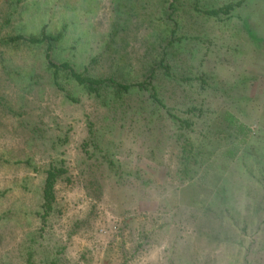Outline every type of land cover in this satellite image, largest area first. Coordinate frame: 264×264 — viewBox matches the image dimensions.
Wrapping results in <instances>:
<instances>
[{
	"label": "rangeland",
	"instance_id": "rangeland-1",
	"mask_svg": "<svg viewBox=\"0 0 264 264\" xmlns=\"http://www.w3.org/2000/svg\"><path fill=\"white\" fill-rule=\"evenodd\" d=\"M240 1L217 18L187 0L175 13L183 39L170 65L199 77L158 88L192 124L180 131L151 92L114 102L111 89L103 105L65 72L56 79L46 44L27 41L61 33L55 64L146 82L172 0H0V264H264V0L199 8ZM17 36L27 40L4 43ZM180 134L202 152L185 179ZM63 162L43 220L45 172Z\"/></svg>",
	"mask_w": 264,
	"mask_h": 264
},
{
	"label": "trees",
	"instance_id": "trees-1",
	"mask_svg": "<svg viewBox=\"0 0 264 264\" xmlns=\"http://www.w3.org/2000/svg\"><path fill=\"white\" fill-rule=\"evenodd\" d=\"M181 1L185 0H172V2H167V8H165L164 15L167 16L166 23H169L168 26L170 28H166L171 30L170 35H167L166 37L160 36V40L158 39L156 45L160 47L161 53H160V59H154L151 62V65L149 67L148 73L145 77L149 80H145L146 82L136 83V84H129V83H122L119 82L116 76H112L109 79L102 78V77H94L87 73H79L77 72L70 63H62V64H55L52 62L50 51L55 46L56 43H58L62 37L63 34L59 33L57 35H48V34H42L40 37H31L27 40L24 36H17L14 38H9V40H4V43H17L19 41H28L35 45L40 44H46L47 46V59L49 60V67L51 69L55 70V76L56 79L58 77V74L60 71H63L66 73V75L73 78L80 86H82L86 91L87 94L94 97L97 100H101V103L103 105L109 106V102L107 101L108 94L110 93V90L112 89L114 96L111 97V100L116 102L119 99H123V94L130 93V90L133 88H137L138 90H147L151 92V99L154 109L162 108L166 110V114L170 117L172 122L175 125H178L180 131L183 130V128H190L192 124L188 122L187 120L181 119L176 113H173V109H171L165 102V100L160 96L158 88L161 87V83H163V79H169L171 82H174V84L180 85L185 82H191L193 80H199L198 78L193 79L190 77H183L180 78L176 75H174V69L170 65L171 60L169 61L168 55H171V53L176 48V43L181 41L183 38L177 37V33L179 30L182 29V26L180 24V21L178 19H175V13H179L180 11V5ZM190 3V10H195L196 12L203 13L204 16L217 18L221 15H229L232 13L236 8L241 7L243 1L238 2L236 5L230 4L226 6H221L219 8H210L208 10H201L199 0H187ZM179 19L180 15L178 16ZM185 37V36H183ZM155 45V42H154ZM158 80L156 83L154 81ZM203 80V79H202ZM204 81V80H203ZM139 92V91H138ZM116 99V100H115ZM198 111V109L194 107H189L187 110L188 113L194 114ZM235 118L232 116L231 119L228 120L229 129L236 130L238 125L236 124ZM241 130L243 129L242 126H240ZM228 132V136L233 138L234 132ZM181 137H186V139L182 142L181 145V157H180V168L178 169V175L182 177V179H185L186 177H189L192 173L196 174L201 168L202 165L198 160L197 156L199 154H202V152H197L196 147L192 140L188 138L187 136L180 134L178 135ZM236 136L235 139L243 142L242 135ZM114 162H109V165H112V168L117 172L115 169ZM118 173V172H117ZM68 170L64 166V162L61 164H51L47 168L45 172V180L43 184V191H42V208L44 215H42L43 220H47L55 209V204L57 202L56 199V186L57 183L65 176H67ZM28 264H34L31 261H29ZM46 264H59L57 259L48 261Z\"/></svg>",
	"mask_w": 264,
	"mask_h": 264
}]
</instances>
